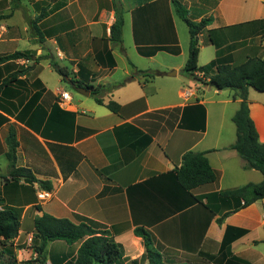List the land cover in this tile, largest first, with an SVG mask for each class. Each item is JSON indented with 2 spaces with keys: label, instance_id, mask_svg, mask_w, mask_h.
Returning <instances> with one entry per match:
<instances>
[{
  "label": "crops",
  "instance_id": "0c3cea01",
  "mask_svg": "<svg viewBox=\"0 0 264 264\" xmlns=\"http://www.w3.org/2000/svg\"><path fill=\"white\" fill-rule=\"evenodd\" d=\"M12 1L14 9L21 8L20 0L19 5ZM177 1L191 20L213 19L199 35V67L218 56L233 65L264 58V0ZM121 4L123 46L111 41V26L117 20L112 0H63L62 10L54 11L65 10L63 30L55 33L45 26L53 15L51 2L44 6L47 17L38 22L43 43L48 40L45 29L56 35L54 53L62 55V67L84 88L118 85L136 72L130 82L103 96L105 103L119 104V113L98 104L91 90L87 96L68 82L55 84L42 78L44 61L54 69L47 59L36 63L48 55H42L34 42L39 36L30 25L41 12L29 20L24 32L0 34L8 39L5 44L18 48L9 54L32 49L33 55L31 60L0 63V210L21 216L11 264L37 257L34 220L44 213L110 232L122 252L117 264H149L136 229L150 234L164 264H264V199L218 222L224 213L217 198L221 191L264 179L231 148L237 139L233 117L240 100L231 90L203 85L184 73L191 37L174 0H121ZM31 34L29 47L23 37ZM164 46L170 50H157ZM162 54L166 65L155 63ZM149 70L160 75L138 73ZM173 71L176 76H171ZM12 76L15 81L3 85ZM64 92L70 95L68 101L62 100ZM249 102L259 141L264 143V93L250 88ZM200 105L206 111L205 124L198 117ZM11 130L19 143L17 165L49 182L51 191L25 179H11L7 158ZM188 151L208 152L218 175L215 183L191 192L181 188L174 170ZM229 227L247 234L224 249ZM79 247L80 243H48L46 264H74ZM6 252L0 244V264H8Z\"/></svg>",
  "mask_w": 264,
  "mask_h": 264
},
{
  "label": "trees",
  "instance_id": "16d2710c",
  "mask_svg": "<svg viewBox=\"0 0 264 264\" xmlns=\"http://www.w3.org/2000/svg\"><path fill=\"white\" fill-rule=\"evenodd\" d=\"M116 11V22L111 26V41L115 45L123 46V12L117 2L112 0ZM19 0L15 4L19 5ZM177 15L183 20L190 33L189 59L184 68V73L191 79L203 82L206 85L218 90H231L234 92V99L240 100V107L233 117V122L237 128V139L231 146L232 149L247 162V168L256 169L264 177V143L259 141V134L254 121L251 118L249 90L253 88L264 93V58L251 57L240 65H233L231 61L222 60L219 56L209 64L199 67V35L212 24V18H205L199 22L190 19L189 11L179 1L174 0ZM48 15V7H43L41 14L30 21L32 30L39 36L40 43L44 42L43 34L39 28L38 22L45 19ZM159 49L170 50L167 47ZM178 52L177 47L172 49ZM112 62L111 51L109 53ZM33 55L17 51L13 54L0 57V63H7L18 59L31 60ZM42 59L50 62L54 71L63 79V81L72 84L75 87H83V84L75 78H70V72L66 67H62L55 61L53 56H44L36 59L38 63ZM114 63V62H113ZM112 63V65H113ZM134 67V65H133ZM135 68V67H134ZM204 73L210 77L208 82L197 76V73ZM138 73L147 74L151 78L159 76L157 71H138ZM136 72L118 85H104L99 88L85 86L92 91V96L100 105H105L110 111L119 113L120 106L114 101L105 103L103 96L105 93L112 92L119 86L125 85L134 79ZM16 76L6 78V82H14ZM203 124L206 120L205 108L198 106ZM10 177L18 181L25 179L29 183H38L39 187L46 191L52 190V185L47 181H39L30 169L19 167L17 165V150L19 143L15 131L11 130L7 139ZM208 152L188 151L184 154L182 165L174 170V176L181 188L187 192L206 185L215 183L218 175L211 167L207 158ZM224 213L218 220L222 224L224 219L232 213L238 212L255 202L264 199V179L260 184L249 183L244 186L221 191L217 195ZM196 202L200 200L195 198ZM38 209H41L38 207ZM35 238L38 244L34 246L37 257L28 261L31 264H46V247L48 243L54 241H64L69 245L80 243L74 264H117L122 257L120 246L111 238L108 231L94 228L86 222L74 223L67 218H57L47 213L36 216L34 220ZM21 227V216L14 210H0V244L7 250L6 254L10 259H15L13 241L18 237ZM135 234L141 237L145 247V259L149 264H164L161 255L152 247L150 234L144 229H136ZM247 234L246 230L229 227L226 232L223 248L227 249L232 241ZM232 236V238H231ZM231 238V240H230ZM1 258V257H0ZM14 262V261H13ZM12 262V263H13Z\"/></svg>",
  "mask_w": 264,
  "mask_h": 264
},
{
  "label": "rangeland",
  "instance_id": "374dc122",
  "mask_svg": "<svg viewBox=\"0 0 264 264\" xmlns=\"http://www.w3.org/2000/svg\"><path fill=\"white\" fill-rule=\"evenodd\" d=\"M62 1L63 0H20L21 2V8L19 9H14V7H12L13 1L12 0H0V9H2L0 11V34H5L10 31L15 32L16 30H20L22 32L25 31V29L28 27L29 24V20L31 18H33V16H38L42 10V7L48 5L49 3L52 2V4L54 3V10L52 9L50 11V15L53 14L51 17H49L48 20H46L45 22V26L49 27L50 31L52 33H55L57 31H61L63 30V18L65 16V10H63V12L60 11H55V9L57 10H62L63 5H62ZM119 1V5L121 6V8L123 9V5L121 4V0ZM7 2V3H6ZM56 2V3H55ZM56 4V5H55ZM6 6V7H5ZM5 7V8H4ZM75 8V6L73 7V9ZM55 13V14H54ZM12 14V15H11ZM7 15H11L9 17L10 20H7L5 16ZM28 23V24H27ZM184 24V23H183ZM43 26V24H41ZM45 37H48V40L46 39L45 43H40L39 39H37V42L39 43V49L42 50V55L44 54H48L50 56H53L55 61L58 62V64L60 66H63L61 64L62 59L59 55L58 57L56 56V53H54L53 48V41L54 38L56 37V35H50L47 31V29H45ZM34 34H31V36L24 35V43L27 44L30 47V43H31V37ZM34 38V36H33ZM7 38L2 36V38L0 37V56H4L7 55L13 51H15L16 49H18L14 44H5L7 42ZM29 42V44H28ZM34 46L36 44H33ZM35 48H37L35 46ZM34 48V49H35ZM126 48L129 49V44L127 41L126 44ZM31 50H25L24 52L27 54H31ZM203 54H206V51L203 52ZM166 54H162L160 57H158V59L155 61V63H159L161 65H166L168 64V61L166 59ZM180 58V59H178ZM176 62H180L181 58L183 60L184 57H178ZM61 59V60H60ZM120 59V58H119ZM119 61H121V66H123L124 61L122 62V60L120 59ZM40 73L42 75V78L44 80H46L47 82H55V84H59V82H64L63 80H61L60 76L54 72L50 67H49V63L47 61H44L41 64V69H40ZM70 78L73 79V77L70 75ZM206 85V84H203ZM69 91L74 92V89L72 88V86L68 87ZM60 100V99H59ZM6 262H8V264H11L13 262V259H10L9 257H5ZM25 264H31V263H25Z\"/></svg>",
  "mask_w": 264,
  "mask_h": 264
},
{
  "label": "built area",
  "instance_id": "2783aa9c",
  "mask_svg": "<svg viewBox=\"0 0 264 264\" xmlns=\"http://www.w3.org/2000/svg\"><path fill=\"white\" fill-rule=\"evenodd\" d=\"M197 76L207 82L210 80V77L205 76L204 73H201V72H198ZM61 97L63 101H68L70 98V95L67 92H64L63 94H61Z\"/></svg>",
  "mask_w": 264,
  "mask_h": 264
},
{
  "label": "water",
  "instance_id": "95a60500",
  "mask_svg": "<svg viewBox=\"0 0 264 264\" xmlns=\"http://www.w3.org/2000/svg\"><path fill=\"white\" fill-rule=\"evenodd\" d=\"M171 76H176V72L173 71V72L171 73ZM79 91H80L82 94H85V95H87V96L90 95V90H88V89H86V88H84V87L79 88Z\"/></svg>",
  "mask_w": 264,
  "mask_h": 264
}]
</instances>
